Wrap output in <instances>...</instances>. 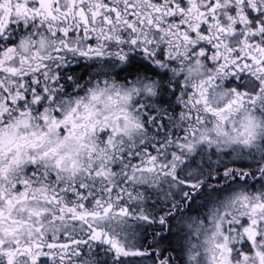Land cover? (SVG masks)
Listing matches in <instances>:
<instances>
[{"label": "snow or ice", "instance_id": "1", "mask_svg": "<svg viewBox=\"0 0 264 264\" xmlns=\"http://www.w3.org/2000/svg\"><path fill=\"white\" fill-rule=\"evenodd\" d=\"M0 264H264V0H0Z\"/></svg>", "mask_w": 264, "mask_h": 264}]
</instances>
